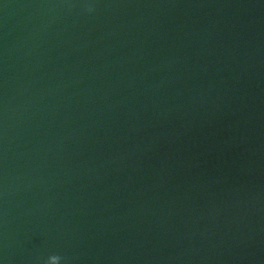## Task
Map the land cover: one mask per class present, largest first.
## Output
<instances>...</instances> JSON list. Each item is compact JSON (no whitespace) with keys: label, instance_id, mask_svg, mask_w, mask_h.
I'll list each match as a JSON object with an SVG mask.
<instances>
[{"label":"water","instance_id":"water-1","mask_svg":"<svg viewBox=\"0 0 264 264\" xmlns=\"http://www.w3.org/2000/svg\"><path fill=\"white\" fill-rule=\"evenodd\" d=\"M51 257L264 264V0H0V264Z\"/></svg>","mask_w":264,"mask_h":264},{"label":"clouds","instance_id":"clouds-1","mask_svg":"<svg viewBox=\"0 0 264 264\" xmlns=\"http://www.w3.org/2000/svg\"><path fill=\"white\" fill-rule=\"evenodd\" d=\"M59 257H51L48 260V264H51V262H54V264H59Z\"/></svg>","mask_w":264,"mask_h":264}]
</instances>
